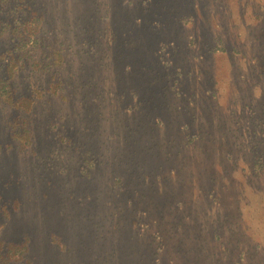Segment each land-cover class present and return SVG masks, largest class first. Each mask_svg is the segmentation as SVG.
Here are the masks:
<instances>
[{
  "label": "rangeland",
  "instance_id": "1",
  "mask_svg": "<svg viewBox=\"0 0 264 264\" xmlns=\"http://www.w3.org/2000/svg\"><path fill=\"white\" fill-rule=\"evenodd\" d=\"M3 78V264H264V0H0Z\"/></svg>",
  "mask_w": 264,
  "mask_h": 264
},
{
  "label": "trees",
  "instance_id": "2",
  "mask_svg": "<svg viewBox=\"0 0 264 264\" xmlns=\"http://www.w3.org/2000/svg\"><path fill=\"white\" fill-rule=\"evenodd\" d=\"M62 51H63V48H58V57H60V58L63 57L62 54H61ZM23 55H20L18 58H20ZM13 59H14V57H13ZM18 62L19 61H13L11 63L18 64ZM11 63H10V65H11ZM7 80H8L7 78H3V79L0 80V83L4 84V86L2 87L4 89L8 86L7 85ZM3 92L5 94H10V91H8V90H6V91L3 90ZM27 131H29V130H27ZM26 138H27L26 140H28L29 137H26ZM136 224H138V223L136 222ZM141 231L145 233V231H143L142 228H141ZM28 242H30L29 239H26L25 243H23L21 246H18V245H15V244H10L9 246L7 245L6 249L5 250L2 249V252H0V264H3V262L7 261V260L10 261V259H12L13 256L18 258V254H20V253L16 252L15 249L17 250L18 248H23L27 252L28 249H29V243Z\"/></svg>",
  "mask_w": 264,
  "mask_h": 264
}]
</instances>
